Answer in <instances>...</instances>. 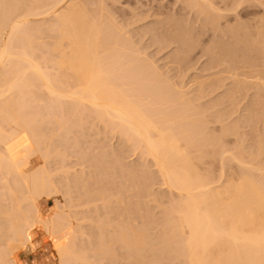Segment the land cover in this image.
Wrapping results in <instances>:
<instances>
[{"label":"bare ground","instance_id":"obj_1","mask_svg":"<svg viewBox=\"0 0 264 264\" xmlns=\"http://www.w3.org/2000/svg\"><path fill=\"white\" fill-rule=\"evenodd\" d=\"M194 1H192L193 5L196 4ZM196 1L198 2V0ZM202 1L201 3L204 4L207 2L205 5L201 4L202 7L199 6L203 12L206 10L204 14L207 12L206 14L209 15V11H216L214 6L213 8L210 6L212 4L209 3L210 0ZM12 2L14 1L12 0ZM12 2L10 0H0V177H2L0 179L2 182H6L7 191L13 192L11 186L15 184L17 187L22 186V189L25 188L23 191L26 192L27 190V192L23 197L17 198L16 196L22 193H18L14 197L17 191L15 189V194H12L14 198L10 199L5 194L1 195L3 192L0 194V230L3 225L5 226L4 245L3 247L0 246L2 247L0 248V264H18L16 258L21 251H35L34 232L41 230V232L46 231L45 233L49 234V238L54 241L55 256L59 264H77L79 262L90 264V262L87 263V255L82 256L83 253L80 255V252L76 251L73 241L75 240L73 239L75 230H73L71 222L66 223L69 222L66 221L68 216L64 213L54 212L45 218L41 213L38 202L41 198L51 195V188L48 186V190L47 180L44 181V176L42 178L41 174H35V170V172H31L28 169V162L26 161L27 154L30 153L29 138L31 141L37 140L35 145L38 144V139H40V137L34 139L36 128L34 129L33 126L32 132L29 123L38 126L37 123L42 125L41 120L43 123L46 122V119L51 120L52 117L56 120L58 116L55 113H60L63 119L67 117V120L75 121V118H79V122L84 120H80L84 115H92L103 123L112 126L114 130L126 138V141L128 140L133 149H139L143 156L145 155L154 161L153 163L158 169L163 184L171 190H169L170 192L177 193V197L171 201L173 203L170 208L165 209V218L162 219L164 228H162L160 236L163 244L161 248L164 247L169 254H173L183 264H264V183L261 180L258 181L259 179L256 180L252 173L253 170L264 173V170L258 167L253 169L255 167L252 164V167H248L249 164H244L245 161L243 162L241 159V162L238 156L232 155V161L233 159L234 161L239 159V166L241 165L242 169L246 167L244 168L245 171L239 170L243 172L241 173L242 176L240 174L241 178H237L240 177L238 173L236 178H229L227 182H223L224 185H221L223 173H221L219 181L216 180V183L213 181L214 177H211L209 173L211 167L207 169L210 177L207 176L206 170V177L201 174L202 168L200 167L205 159L212 157L215 160L219 155L221 158H218L221 161L225 159L228 150L222 148H225V145L223 142L221 143L224 139L221 134L224 132L229 136L230 132L233 129L235 130L234 126L232 129H227L229 133H226V131L221 132L217 139L216 135L209 134L208 128L205 127V124L208 123L205 122L206 113L200 111L199 108H194L195 105L193 106L192 100L184 97L186 94L179 95V97L181 96L179 104L173 106L172 101L175 98L173 99V96L171 97V94H169L172 87L171 89L168 88L170 86L165 85V82V86L163 83L161 86L159 84L161 83L160 75L153 72V68H150L153 71L150 70L148 74L142 67H140L142 69L138 68L136 66L137 55L135 54V56L134 53L131 54L128 51L129 49L127 50V42H124L126 39H123L120 35L122 29L116 28L112 24L111 27L109 25L110 28L100 29L103 20L101 22L99 17L100 19L98 18L97 22L96 15L92 13L95 18L90 15L92 11H88L89 9L85 7L84 2L79 0H33L34 6H31L32 8L29 10L26 8L28 11H25V15L23 13L22 19L17 18L19 21L16 20L14 23L12 17L16 14V6H19L20 3L14 5ZM213 5H215L214 2ZM237 5L239 4L235 3V7H238ZM196 7L198 6L196 5ZM235 7L234 11L236 9L239 11V7ZM28 17H34L35 20L38 17H41V20L42 18L45 20L47 17L54 19L52 26L50 24V28L47 29L48 38H51L53 44L51 46L47 45L49 47H47L46 54L48 57H43V61L40 60L38 55V52L46 47L45 42L39 43L41 41L38 35L40 36L43 32L40 30L42 28L40 26L27 28L30 21L27 22ZM118 29L121 31L119 32ZM5 30L9 33H4ZM256 31H259V34L261 33L260 30ZM257 34L255 37L259 38L258 36H260L261 38V34ZM42 35L44 36V34ZM185 37L189 39V34ZM251 40L253 41V39ZM42 62L46 63L45 70H43ZM139 65L141 64L138 63ZM250 67L251 65L248 67L247 73L252 70L251 73L254 74L255 72ZM247 73L243 74L247 78L242 81H249L248 79L255 76L248 73L251 76L249 78ZM150 77L158 84H151L152 82L149 81L151 79H148ZM254 78L252 79L254 80L253 83L251 80L250 83L256 84L254 82L259 80L258 87H264V80H262L264 78ZM245 82L240 83L246 85L247 82ZM252 84H250L251 88H253ZM202 86L201 84V88ZM125 87H131V92L142 91V97L150 98L153 95L154 100H152L156 101L157 108L156 106V109L143 108V104L134 101L131 92L125 90ZM163 87H167L168 91ZM207 87L204 86L207 90L212 89V87L208 89L210 86ZM168 94L170 96H167ZM45 96L49 97L50 104L41 102V105L44 103L46 105L42 107L40 104H38L39 106L35 105L36 102L43 100ZM141 96L139 95V98H142ZM143 100L142 102H144ZM47 102L49 103V101ZM160 106L161 108L158 109ZM167 106L169 110H166ZM24 111L27 112L26 115L23 114ZM51 114L53 115L51 116ZM40 116L44 118L39 120ZM56 121L59 124L61 123L60 120L59 122ZM70 125L72 128V123ZM66 127L68 129L70 126ZM25 128L30 131V134ZM24 132L28 135V138L21 136ZM219 143L223 146H220ZM218 145L221 148L220 150H218ZM21 150L22 152H20ZM221 164L224 165V163ZM5 177H9V180L7 178L5 180ZM214 184L221 186L215 187ZM100 196L103 197V195ZM124 224L126 225V223ZM109 227L110 225L107 228L105 227V230ZM126 227H118L119 230L114 234L113 240L107 234L108 236L106 235L105 238H107L106 240L109 238L108 242L103 241L97 247L94 246L93 250L96 252V256L102 254L101 256L107 257V255H110L109 252H113L111 251L113 248L111 245L114 246L117 242L122 244L120 248H123L124 252H121L126 256L129 253L132 254L131 252L134 253L131 255L133 256L131 259H135L134 262L139 261L137 257H140L142 261L140 260L141 262H138V264H146V261L147 264H156L157 260H154V257L152 262H148L147 258L150 261V256L145 253L147 251L146 245L141 235L133 233L131 231L133 228L128 227L127 229ZM105 238L103 236L104 240ZM115 239L116 241H114ZM111 241H114V243ZM165 252L162 254L167 257V252ZM143 255L147 257L143 258ZM114 258L116 256H113ZM122 259L124 260V258ZM109 261L107 262L109 263ZM179 263L181 264L180 261Z\"/></svg>","mask_w":264,"mask_h":264},{"label":"rangeland","instance_id":"obj_2","mask_svg":"<svg viewBox=\"0 0 264 264\" xmlns=\"http://www.w3.org/2000/svg\"><path fill=\"white\" fill-rule=\"evenodd\" d=\"M10 1L12 2V0ZM13 1L12 3L14 5H19L20 3L19 6H16V14L12 17V22L14 23L18 20L17 18L22 19L25 15V11L27 12L34 4L32 3L33 0H31V3L30 0ZM79 1L86 4L85 7L89 9H87L88 11H92L90 15H92V13L96 15L97 22L99 17L101 18H99L101 22L103 20L100 29H104L105 27L108 28L109 25L111 27V24L116 28L122 29V31L120 29L118 30L119 32L121 31L120 35L122 38L126 39L124 42L128 43H126L127 50L129 49L128 51L131 52V54L134 53L133 55H137H135L137 59L134 56L137 61L136 66L138 68L142 67L146 70L147 74L150 70L153 71L154 69L153 72L160 75L159 78L161 83L159 84L162 86V83L164 85L165 82V85L170 86L168 88L171 89L172 87L169 94H171V97L173 96V99L175 98L174 101H172L173 106H177L176 104H179V98L183 96V94H186L184 97L192 100L193 106L195 105L194 108H199L200 111L206 113V117H202H205V122L208 123L205 124L203 122V124L208 128V133L212 136L216 135L215 137L217 139L221 132L226 131L227 133L228 128L232 129L234 126L235 130L237 129L236 131L233 129L229 136L224 134V132L221 134L224 137L221 143L223 142L225 145V148H222L228 150V154L226 152L225 155L227 158L225 157L223 160L224 162L221 161L220 155L218 156L220 158L217 157L215 160L214 158L212 159V157L205 159L204 161L206 164H204V161H202L204 162L203 164L201 162L202 165L200 168H202L201 174L203 177H206V174L210 177L209 175L211 174V177H214L213 181L216 183V180L218 179V182L220 175H222L221 173H223V180L221 179L222 182H219L222 185L223 182H227L229 178H236L238 173L240 176V174L243 173L241 172L242 170L245 171L244 168L246 167L242 169L241 165L239 166L241 159L243 162L245 161L244 164H249L248 167H252L253 165V167H255L253 169H257L258 167L264 170V87H258L259 80L254 82L256 84L258 83L256 88V84H252L253 81L256 80L254 77H259L260 79L264 78V33H262L264 32V0H236V2H234L235 0L224 2L222 0H208L209 3H212L210 6H212V8L214 6L216 9V11L213 9V11H209V15L206 14L207 12L204 14L206 10L203 12L200 8L207 4V0H205V4L201 3L203 2L202 0H198V2L195 0V5H193V0ZM212 1L215 5H213ZM235 3L239 4L237 5L239 8L235 7ZM196 5L198 7H196ZM208 5L206 6L208 7ZM234 7L238 8L239 11L237 9L234 11ZM204 8L206 7L204 6ZM208 8L211 10L210 7ZM96 13H99V16ZM34 17H28L27 22L30 21L28 22L27 28H35L37 26L42 28L40 30L43 32L40 36L38 35L41 41L39 43L42 44L45 42L46 47H43L44 49L42 48L40 52H38V55L40 60L42 59L41 61H43V57H48V55H46L49 48L48 46L53 44L51 38H48L49 33L47 29L48 27L50 28V24L52 26L54 19L52 20L51 17H47L45 20L44 18L41 20V17H38V19L36 18L35 20ZM93 17L95 18V16ZM213 17L215 20H212ZM7 30H9V28H7ZM256 30H260L263 37L261 33V38L260 36H258L259 38L255 37L259 32ZM4 33L8 34L9 32L5 30ZM42 34H44V36ZM185 34H189V39L185 37ZM260 34L258 33L257 35ZM251 39H253V41ZM250 41L252 42L250 43ZM138 63L143 66H138ZM42 64L44 67L43 70H45L46 63L42 62ZM250 65L253 71L259 73L260 76L259 74L251 73L252 70H249L250 72L248 71V73L255 76L251 75V77L247 73ZM50 71L54 72L52 70ZM243 72L247 73L249 78L251 77V79H248L249 81H246L247 83L242 81L247 78L243 75ZM253 78L254 80H252ZM148 79H151L149 81L152 82L151 84L155 85L156 81L151 77ZM239 80L240 82H245L246 85L240 83ZM250 80L252 83H250ZM156 84H158V82ZM201 84L203 85L202 88ZM250 84H252L253 88H251ZM204 86H210L207 88L210 89L212 87V89L207 90ZM124 89L131 92V87H125ZM203 91L204 93H202ZM141 92L142 91L131 92L133 100L143 104V108L156 109L158 105H156V101H153L154 98L152 97L154 96L151 95L152 97L150 98L146 96L142 97ZM169 94L167 96H170ZM139 95L142 98H139ZM179 95L181 96L179 97ZM45 97L43 100L36 102L35 105L41 102L50 104L51 102L48 100L49 97ZM144 98H147L146 101ZM141 99H144V102H142ZM148 100L152 101L149 102ZM47 101H49V103ZM45 103L42 104L46 105ZM43 105L40 104L41 107ZM163 106L162 108L164 109L166 105ZM173 106L171 107L173 108ZM159 108H161V106L158 107V109ZM168 108L167 106L166 110H169ZM204 112L201 113L203 114ZM23 114L26 115L27 112L25 113L24 111ZM52 115L53 114H51V116ZM55 115L58 116L56 120H58V122L60 120V124L57 123L53 117L50 118L51 120L46 119V122L43 123L41 119L44 117L42 116L38 119L41 120L40 123L43 126L39 123H37L38 126L34 123H29L32 132L33 126L34 129L36 128L34 130V139L36 137H40V139H38V144L36 143L35 145L37 140L31 141L29 138L28 145H30L31 148L29 147L30 153L28 152L29 154H27L26 157L28 169H30L31 172L36 171V175L41 174L42 178L44 176V181H49V184L46 181L47 188L48 186L51 188V195L46 198H41L38 202L43 216L45 218L49 217L54 212L64 213L68 216V220L66 221L69 222L66 223L71 222L73 230H75L73 236L75 240L73 241L76 251L80 252V255L83 253L82 256L87 255V263L136 264L137 262L138 264V262H141L142 258L140 259V257H137L139 261L136 262H134L135 259H131L133 257L131 255L134 254L133 252L126 256L123 253L124 249L120 248L122 246L121 243L120 245L115 242V247L112 244L111 247L113 248L110 249L113 252H109L110 255H107V257L101 256L102 254L96 256V252L93 250L97 245H100V242L102 244L103 241H109V238L108 240L105 238L107 234L110 235L107 236L113 240V237H115L114 234L119 230L118 227L123 228V226L126 227L127 225V229L128 227L131 229L133 228L131 231L141 235L144 240L147 250L145 253H148L147 256H150V261L147 258L148 262H152L153 259H156V264H180L179 261L183 264V262L175 258L173 254H169L164 247L161 248L163 244L161 243L160 236L162 233L161 230L164 228V213L170 208V205L173 203L171 201L177 197V193L174 191L170 192L171 190L163 184V180L160 174H158V169L153 163L154 161L145 155L143 156L139 149V151L135 148L134 150L122 134H119L112 126L105 122L104 124L100 119L92 115H84L82 119H80H84L81 122H79V118H75L74 121L67 120V117L63 119L60 113H55ZM68 118L70 117L68 116ZM72 119H74V117H72ZM63 123L65 125H62ZM71 123L72 128L70 125ZM235 124L237 127H235ZM60 125H62V128ZM66 126L70 127L67 129ZM25 130L27 131L28 129L25 128ZM27 132L30 134V131ZM21 136L28 138L25 132L23 135L21 134ZM221 143H219V145L223 146ZM220 149L219 147L218 150ZM20 152H22V150ZM232 155L238 156L240 161L236 159V156L234 157L236 160L234 161L233 159L232 161ZM229 157H231V159H229ZM207 162L210 164L207 165ZM221 163H224V165ZM248 167L247 169L250 171ZM209 168L211 172L207 170ZM254 171L255 170H253L252 173L255 179H259L258 181L261 180V182L264 183V173H260V171H255V173ZM241 176L237 178H241ZM0 178L2 179V177ZM6 178L7 177H5V180H9V177ZM1 179L0 194L3 192L1 195L5 194L6 197L10 199L14 198L18 193H22L23 195L18 194L19 196H16L17 198H21L20 196L23 197L27 192V190L26 192L23 191L25 188L22 189V186L17 187L15 184H11L13 185L11 186V190H14V193L7 191L6 182H2ZM218 184H214V186H221ZM2 186L3 188L5 187V189H3ZM12 194H15L14 197ZM100 195H103V197ZM124 223H126V225ZM108 225H110V227L105 230V227L107 228ZM4 228L5 226L3 225L0 230V246L2 247L4 245ZM41 231L34 232L33 243L35 248L39 247L40 250L43 251L46 264H59L55 256L54 241L49 238V234L47 235V233H45L46 231ZM114 241H116V239ZM114 241L111 242L114 243ZM162 249L167 252V257L162 254L165 252ZM27 253V251H21L18 254L16 258L18 264H28L27 260L25 261ZM111 253L114 257L116 256L117 259H113ZM117 255L119 256L117 257ZM145 256L143 255L142 257L144 258ZM122 258H124L125 261ZM107 261H109V263ZM81 263L82 262H79L77 264ZM145 263L147 264V261Z\"/></svg>","mask_w":264,"mask_h":264},{"label":"crops","instance_id":"obj_3","mask_svg":"<svg viewBox=\"0 0 264 264\" xmlns=\"http://www.w3.org/2000/svg\"><path fill=\"white\" fill-rule=\"evenodd\" d=\"M35 251L28 252L25 256V261L27 260L28 264H46L45 255L40 248H35Z\"/></svg>","mask_w":264,"mask_h":264}]
</instances>
